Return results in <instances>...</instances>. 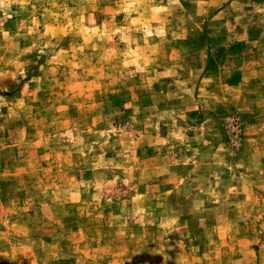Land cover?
Segmentation results:
<instances>
[{
    "label": "rangeland",
    "instance_id": "374dc122",
    "mask_svg": "<svg viewBox=\"0 0 264 264\" xmlns=\"http://www.w3.org/2000/svg\"><path fill=\"white\" fill-rule=\"evenodd\" d=\"M0 264H264V0H0Z\"/></svg>",
    "mask_w": 264,
    "mask_h": 264
}]
</instances>
